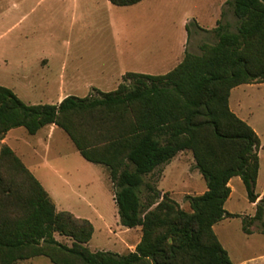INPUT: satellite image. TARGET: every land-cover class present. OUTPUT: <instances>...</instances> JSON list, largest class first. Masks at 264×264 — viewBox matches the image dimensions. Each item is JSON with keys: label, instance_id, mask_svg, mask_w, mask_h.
Here are the masks:
<instances>
[{"label": "trees", "instance_id": "obj_1", "mask_svg": "<svg viewBox=\"0 0 264 264\" xmlns=\"http://www.w3.org/2000/svg\"><path fill=\"white\" fill-rule=\"evenodd\" d=\"M231 4L238 29L228 31L217 20L216 42L202 45L201 54L186 49L164 74L127 71L113 90L59 103H27L0 85V140L12 128L35 134L57 125L84 159L107 168L120 223L141 227L134 251L91 250L93 224L57 210L21 158L0 144V264L37 256L53 264H233L213 226L238 216L224 208L232 177L241 178L249 201L257 199L260 139L230 109L229 96L238 85L264 83V0ZM182 151H190L207 186L186 195L189 210L147 180ZM261 213L258 204L255 218Z\"/></svg>", "mask_w": 264, "mask_h": 264}, {"label": "rangeland", "instance_id": "obj_2", "mask_svg": "<svg viewBox=\"0 0 264 264\" xmlns=\"http://www.w3.org/2000/svg\"><path fill=\"white\" fill-rule=\"evenodd\" d=\"M231 2L141 0L128 6L110 5L112 9L108 13L98 15L93 12L96 5L101 6V0H0V85L11 88L25 102H52L57 99L23 97L18 90L24 84L16 75L19 54L30 62L36 51L33 44L36 40L62 47L69 43L71 53L80 52L101 59V64L93 66L96 69L114 73H165L175 65V56L186 40V49L195 54L203 52L202 45L216 42L214 28L217 20L228 31L238 29L239 21L233 13ZM104 15L111 17L110 25L104 23ZM19 18L21 20L17 23ZM31 24H36L39 29L31 35L26 33L25 37L24 32ZM106 60L107 63L103 64ZM235 99L248 113L249 121L261 140L257 187L261 191L264 188V83L245 85L234 90L232 103ZM22 130L28 139L31 138ZM58 132L46 142L49 146L44 144L42 154L40 158L34 159L32 168L39 171L42 163L46 165L44 170L50 174V183L61 194L57 198L59 209L91 219L94 232L87 243L90 249L126 253L122 252L119 244L123 234H119L118 226L121 225L107 168L84 159L67 135L61 129ZM181 154L175 162L176 166L163 164L147 180L154 182L159 190H168L169 194L185 188L189 168L195 167H189L193 159L190 151ZM234 187L232 198L226 202V209L247 213L250 203L245 187L242 182L234 183ZM138 193L142 202L148 200L146 188L139 189ZM185 195L175 194L181 203L186 201ZM170 196L173 198L172 194ZM226 225L227 230L220 237L227 240V247L234 259L249 253H264L236 252L239 242L245 240L241 220L231 218L226 221ZM258 227L264 228V224ZM55 236L61 242L70 244L68 238L59 234ZM250 240H255L254 248L264 251L263 236L255 234ZM15 264L53 263L45 256H37Z\"/></svg>", "mask_w": 264, "mask_h": 264}, {"label": "crops", "instance_id": "obj_3", "mask_svg": "<svg viewBox=\"0 0 264 264\" xmlns=\"http://www.w3.org/2000/svg\"><path fill=\"white\" fill-rule=\"evenodd\" d=\"M101 1H102L101 6L96 5V8H94V12H93L94 14L99 13L98 15H100L103 13H108L109 10L112 9L110 5H114L109 0H101ZM21 18L18 19L17 23L20 22ZM111 20L112 19L110 16L108 15L103 16V21L105 24L110 25ZM38 29L39 26H36V24H31L29 26V29H27V32H24L25 37L27 36L26 33L31 35L32 33L38 31ZM186 42L187 40L185 41L183 48L176 54L175 59L173 61V64L175 65L172 68H174L182 60L184 56V52L186 50L185 47ZM33 44L35 45L36 51L34 53L33 59L30 62L29 60H25V58L23 59L21 54H19L18 57V61H17L18 69L16 71V75L18 80L24 82V84H21L18 87V90H20V94L23 97H32V98L56 97L57 98L55 99V101L52 102H35V103H59L64 97L68 95L84 97L87 95L95 94L98 90L104 92L110 91L118 86V84L122 80L123 74L125 73L122 71L114 73L106 70L96 69V67L94 68L93 66L101 64L102 60L94 57L86 56L85 54L80 52L79 54L71 53L70 51L71 44L69 43L65 44V46L62 47V46H58V44L54 45L36 40V42H34ZM18 47L20 46L18 45ZM27 63H29L28 64L29 67L26 66ZM106 63L107 60L103 61V64ZM55 65L59 67H55ZM250 84H258V83L241 84L231 89L229 96V107L237 116H239L241 119L246 121L255 130V128L252 126L251 122L249 121L248 113L246 114L244 112L241 104H239L236 99L233 100L232 103L233 91L245 85H250ZM109 87H111L112 89L107 90L106 88ZM101 88H105V90ZM27 103H31V102H27ZM22 128L23 127H16L7 131L4 137L0 140V144L8 145L21 158V160L26 165V167L35 176V178H37V180L41 183L43 188L53 199L56 209L61 210L59 209L57 202V198L61 194L50 183V174L44 170L46 165L42 163L40 166L41 169L39 171H35L31 165L34 163V159L38 157L40 158L44 144L46 145V147L49 146V144L46 142L53 139L56 134H59L58 131H60L61 128L55 124H48L40 128L35 134H29L25 130V128H23L24 131H26V133L30 135L31 138L29 139L27 138L25 132H23ZM261 147L262 144L260 140V146L258 150L259 168H260L259 152ZM181 153H184V151L179 152L168 163H166L167 164L166 166L169 167L170 165L173 164L175 165V162L178 159V157L182 155ZM192 165H194L193 159L191 160V162H189V167H191ZM189 169L190 170L187 174L188 176L187 186L182 190L179 189L178 191L174 190L171 191L172 193L170 192V194L173 195V199H175L180 204V206L186 210H189L188 201L186 200L184 203H181V201L175 196V194L186 193V195H195V194H201L207 189L206 182L204 178H200L202 177V175L198 171V169L196 168H189ZM164 171L165 168L163 169L162 173ZM200 179H203V181ZM241 182L242 181L239 176H234L230 179L228 183V185L230 186V194L224 204V208L226 211L230 213H236L238 214V216L223 218L213 226V230L217 235L219 241L221 242L222 246L227 250L233 264H264V253H249L248 255H241L234 259L232 257V254L230 253L231 251L227 247L228 245L227 240L226 239L223 240L220 237V235L221 236L224 235V233L227 230L226 221H228L231 218H238L241 220V224H242L241 230L243 235L245 236V240H241L239 242V247L237 248L238 251L236 252H264V251H258L256 248H254L255 240H250L251 237H253L255 234L264 237V228L260 229L258 227V225H262V223L264 224V205H263L264 200L262 201V199L264 198V188L261 191L257 190V187L259 185V171L255 185V193L257 194V199L251 202L247 197V201L250 203V210L247 213L246 212L238 213L226 209L225 206L226 202L232 198L235 189L234 183L239 184ZM159 191L169 193L168 190H164V189ZM258 204L262 206V213L260 218L257 219L255 218V214L257 212ZM75 216L86 218L92 223L91 219L88 217H82L81 215L78 214ZM118 221H119V217H118ZM120 225L121 226H118L119 234H123V235L119 238V244L121 246V250H123L122 252L134 251L136 244L140 241L141 238V227L136 226V227L128 228L123 226L121 223ZM113 233L116 234L115 232Z\"/></svg>", "mask_w": 264, "mask_h": 264}]
</instances>
